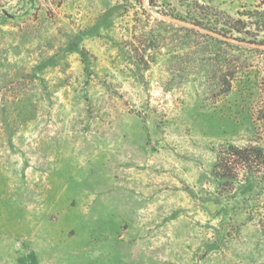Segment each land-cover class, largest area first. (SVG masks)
Returning <instances> with one entry per match:
<instances>
[{
    "label": "rangeland",
    "instance_id": "rangeland-1",
    "mask_svg": "<svg viewBox=\"0 0 264 264\" xmlns=\"http://www.w3.org/2000/svg\"><path fill=\"white\" fill-rule=\"evenodd\" d=\"M259 4L0 0V264H264Z\"/></svg>",
    "mask_w": 264,
    "mask_h": 264
},
{
    "label": "trees",
    "instance_id": "trees-1",
    "mask_svg": "<svg viewBox=\"0 0 264 264\" xmlns=\"http://www.w3.org/2000/svg\"><path fill=\"white\" fill-rule=\"evenodd\" d=\"M162 0H148L149 6L156 7ZM262 10L255 12L254 15H248V17H258L255 22V27L259 32L264 31V0H260L258 5ZM247 21L244 18H238L234 22V26H231L233 30L239 33H248L246 30ZM254 34V32H252ZM258 36V34H256ZM257 39V37H255ZM245 41V40H244ZM249 43L264 44V42H256V40H250ZM256 166H264V150L257 145H248L245 147H238L230 145L227 150L221 151L218 156L217 163L215 164L214 174L219 178H231L235 177L239 172L238 168L254 169ZM238 172V173H237ZM237 173V174H236Z\"/></svg>",
    "mask_w": 264,
    "mask_h": 264
}]
</instances>
